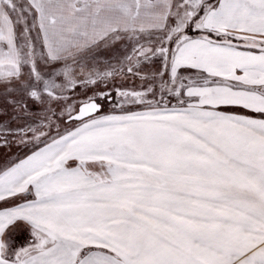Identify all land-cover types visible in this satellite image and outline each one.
Instances as JSON below:
<instances>
[{
  "label": "snow or ice",
  "instance_id": "1",
  "mask_svg": "<svg viewBox=\"0 0 264 264\" xmlns=\"http://www.w3.org/2000/svg\"><path fill=\"white\" fill-rule=\"evenodd\" d=\"M0 264H264V0H0Z\"/></svg>",
  "mask_w": 264,
  "mask_h": 264
}]
</instances>
